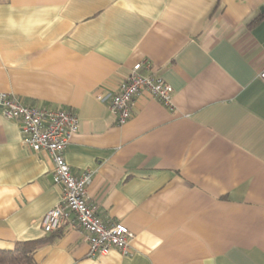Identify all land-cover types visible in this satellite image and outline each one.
Segmentation results:
<instances>
[{"label":"crops","instance_id":"obj_1","mask_svg":"<svg viewBox=\"0 0 264 264\" xmlns=\"http://www.w3.org/2000/svg\"><path fill=\"white\" fill-rule=\"evenodd\" d=\"M139 63L147 92L115 123L107 102ZM264 0H0V93L79 120L63 153L131 255L89 258L81 233L45 234L61 196L45 152L0 111V249L42 241L35 264H264ZM145 74L147 72L145 71Z\"/></svg>","mask_w":264,"mask_h":264},{"label":"built area","instance_id":"obj_2","mask_svg":"<svg viewBox=\"0 0 264 264\" xmlns=\"http://www.w3.org/2000/svg\"><path fill=\"white\" fill-rule=\"evenodd\" d=\"M258 76L264 83V68ZM143 92L172 108V87L165 83L159 69L151 70L149 63L134 65L116 92L108 97L99 96L98 100L107 102L116 125L122 126L131 117L134 98ZM0 111L5 119L21 124L23 147L48 155L53 163V183L62 188L59 202L41 217L43 232L48 235L71 229L81 233L88 245L89 258L103 257L112 251L130 256L134 235L121 224L101 220L86 196L91 174L75 176L64 160L66 146L79 128L77 116L65 109L28 107L7 93H0Z\"/></svg>","mask_w":264,"mask_h":264},{"label":"trees","instance_id":"obj_3","mask_svg":"<svg viewBox=\"0 0 264 264\" xmlns=\"http://www.w3.org/2000/svg\"><path fill=\"white\" fill-rule=\"evenodd\" d=\"M41 242H21L11 250L0 249V264H35L33 256Z\"/></svg>","mask_w":264,"mask_h":264}]
</instances>
